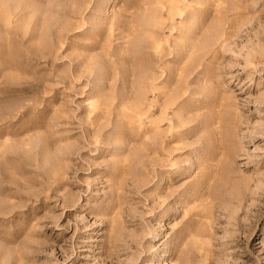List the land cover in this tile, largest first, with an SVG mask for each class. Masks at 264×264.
<instances>
[{
    "label": "rangeland",
    "instance_id": "rangeland-1",
    "mask_svg": "<svg viewBox=\"0 0 264 264\" xmlns=\"http://www.w3.org/2000/svg\"><path fill=\"white\" fill-rule=\"evenodd\" d=\"M0 264H264V0H0Z\"/></svg>",
    "mask_w": 264,
    "mask_h": 264
}]
</instances>
